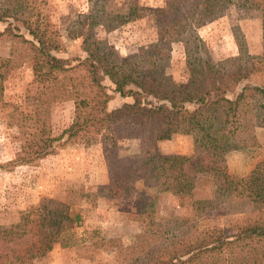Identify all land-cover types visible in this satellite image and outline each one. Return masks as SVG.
<instances>
[{
    "label": "trees",
    "instance_id": "16d2710c",
    "mask_svg": "<svg viewBox=\"0 0 264 264\" xmlns=\"http://www.w3.org/2000/svg\"><path fill=\"white\" fill-rule=\"evenodd\" d=\"M107 1L88 0L86 12L68 25L67 35L81 38L86 54L70 64L51 53L60 49V40L40 10L44 0H0V21L6 22L0 35L25 45L23 56L32 73L26 91L33 93V116L20 111L10 114L17 127L26 128L22 133L27 136V145L15 161L31 162L50 153L52 143L64 134L67 139L100 144L107 182L94 192L79 193V199L89 202L98 195L129 198L136 192V182L156 193L190 196L197 176L208 175L213 178L214 195L202 200L201 206L193 200L192 208L207 211L214 205L238 218L226 227L203 228L192 221L166 218L158 230L143 229L136 235V244L125 247L130 256L124 264H225V251L235 254L237 264H264V156L241 176L228 173L225 162L226 153L257 146L254 129L264 126V86L241 83L253 65L250 70L243 66L226 72L222 70L224 62L211 63L199 57V40L192 30L219 16L229 5L260 9L264 18V0H165L162 7L154 9L160 16L158 33L184 42L188 70L184 83L166 76L164 52L157 42L140 48L127 60L113 58V48L98 39L93 29L98 26L109 32L134 19L137 8L111 12L106 9ZM12 23L31 38L14 34ZM236 43L241 51L237 38ZM263 57L264 52L253 64L262 62ZM17 65L10 57L0 59V80ZM98 70L113 85L112 92L131 98V102L107 109L112 95L101 83ZM64 100H72L73 116L58 136L50 135L43 126H33L42 106ZM186 104L192 107L186 108ZM174 133L191 135V154L157 152L156 142ZM123 139H136L139 151L120 154L118 142ZM72 192L61 201L42 197L20 212L15 224L0 226V264H32L55 244L69 245L80 220V214L71 208ZM155 198L145 197L142 212L146 216ZM159 234L168 236L163 240Z\"/></svg>",
    "mask_w": 264,
    "mask_h": 264
},
{
    "label": "rangeland",
    "instance_id": "374dc122",
    "mask_svg": "<svg viewBox=\"0 0 264 264\" xmlns=\"http://www.w3.org/2000/svg\"><path fill=\"white\" fill-rule=\"evenodd\" d=\"M44 1L40 10L57 30L60 40V49L51 53L65 58L70 64H74L77 58L82 60L86 54L81 48V38L69 37L66 29L79 13L86 12L88 0ZM164 2L165 0H108V11L125 13L129 7L135 6L136 17L109 32L98 26L94 27L93 32L98 39L113 48V58L116 61L127 60L136 55L140 48L159 43L164 52L162 65L166 76L174 82L184 83L188 78V70L184 63L186 55L183 40L168 39L156 29L160 16L154 9L162 7ZM12 24L14 34L31 38L20 25ZM5 25V21H0V31ZM192 30L199 40V57L211 63L224 62L222 70L226 72L243 66L245 70H250L253 65V69L241 83L264 86V57L262 62L253 64L264 52V18L260 9L229 5L219 16L193 26ZM26 52L24 44L0 35V59L10 57L13 63L18 64L0 80V226L15 224L20 212L37 204L42 197L61 201L66 198L68 191H73L69 197L72 201L71 208L80 214V220L73 228V241L67 246L55 244L32 264H124L130 256L125 247L136 244V235L143 229L158 230L166 218L192 221L199 228L213 225L226 227L238 218L213 208L216 207L214 205L213 209L207 211L192 208L193 200L200 201L201 206L202 200L214 195L213 178L202 174L195 179L190 196L156 193L154 188H143L136 182V192L129 198H106L98 195L91 202L79 199L80 192H94L98 186L107 182L102 148L98 143L67 139L65 134L52 143L50 153L31 162L15 161L16 154L21 153L27 145V136L22 133L26 128L17 127L10 114L20 111L33 116L34 110L31 99L33 93L26 91L32 79L30 62L23 56ZM195 54L196 50L193 52ZM248 56L253 59H248ZM97 74L107 92L112 95L107 102V109L118 107L123 102H131V98H122L111 91L113 85L100 70ZM185 107L190 109L192 106L186 104ZM39 114V121L33 126H43L50 135L58 136L71 122L73 102H50L48 107L40 108ZM32 119L33 117L25 119V122ZM254 134L257 146L226 153L228 173L245 175L264 156V126L256 127ZM156 150L164 155H189L193 151V140L189 134L174 133L168 139L157 141ZM118 151L120 154L136 153L139 151V143L136 139H123L118 142ZM149 195L156 198L154 204L147 207L146 216L142 212V206L146 202L145 197ZM139 207L142 213L137 212ZM159 236L165 240L168 234ZM107 239L114 241L102 244ZM222 256L225 264H237L232 251H225Z\"/></svg>",
    "mask_w": 264,
    "mask_h": 264
}]
</instances>
